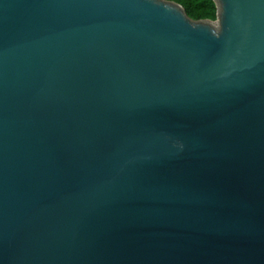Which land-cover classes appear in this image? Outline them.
<instances>
[{"label":"water","instance_id":"1","mask_svg":"<svg viewBox=\"0 0 264 264\" xmlns=\"http://www.w3.org/2000/svg\"><path fill=\"white\" fill-rule=\"evenodd\" d=\"M220 2L0 0V264H264V0Z\"/></svg>","mask_w":264,"mask_h":264},{"label":"clouds","instance_id":"2","mask_svg":"<svg viewBox=\"0 0 264 264\" xmlns=\"http://www.w3.org/2000/svg\"><path fill=\"white\" fill-rule=\"evenodd\" d=\"M168 2L172 4H178L182 7L186 5V0H168ZM200 2L201 0H196L197 4H199ZM208 3L210 5L209 8L204 9V10H199L190 17L193 21L192 26L195 28L197 26V22H200V21L207 22L213 27L214 35L219 37L221 33V27H222L221 2L220 0H208ZM164 5L167 7V2Z\"/></svg>","mask_w":264,"mask_h":264},{"label":"trees","instance_id":"3","mask_svg":"<svg viewBox=\"0 0 264 264\" xmlns=\"http://www.w3.org/2000/svg\"><path fill=\"white\" fill-rule=\"evenodd\" d=\"M187 14L191 17L199 10H204L210 7L208 0H201L199 4L196 3V0H186V5L183 6Z\"/></svg>","mask_w":264,"mask_h":264}]
</instances>
